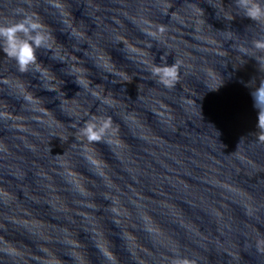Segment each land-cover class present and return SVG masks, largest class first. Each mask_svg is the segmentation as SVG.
<instances>
[{"label": "water", "instance_id": "1", "mask_svg": "<svg viewBox=\"0 0 264 264\" xmlns=\"http://www.w3.org/2000/svg\"><path fill=\"white\" fill-rule=\"evenodd\" d=\"M26 14L50 39L40 72L0 48V264H264L261 26L235 0H0Z\"/></svg>", "mask_w": 264, "mask_h": 264}, {"label": "clouds", "instance_id": "2", "mask_svg": "<svg viewBox=\"0 0 264 264\" xmlns=\"http://www.w3.org/2000/svg\"><path fill=\"white\" fill-rule=\"evenodd\" d=\"M238 9L243 12V17L261 26L264 32V0H235ZM161 33L164 28H160ZM49 36L46 29L37 17L24 15L23 18L9 25L0 24V48L12 60L15 61L20 73L30 71L40 72L37 50L49 48ZM252 47L259 55L254 59L261 70H264V34L252 41ZM243 51V49H241ZM245 54H247L245 52ZM179 64L157 66L152 65L148 71L157 79V82L165 88H172L179 79ZM253 106L258 110L259 132L258 140L264 142V81L251 92ZM112 121L109 118H92L79 129L80 134L89 143H108L106 139L113 133ZM258 243L264 244V241ZM174 264H187L186 260L177 259Z\"/></svg>", "mask_w": 264, "mask_h": 264}]
</instances>
